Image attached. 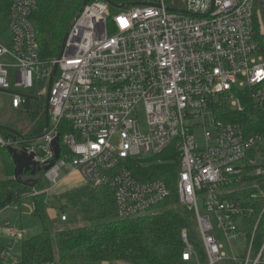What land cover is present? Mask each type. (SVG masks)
<instances>
[{"label":"built area","instance_id":"1","mask_svg":"<svg viewBox=\"0 0 264 264\" xmlns=\"http://www.w3.org/2000/svg\"><path fill=\"white\" fill-rule=\"evenodd\" d=\"M180 1L181 6L157 0L158 6L131 7L114 15L103 0L86 4L60 59L45 62L28 19L37 0H12L10 47L0 43V58L14 62H0V90L11 92L15 109L28 91L49 93V127L37 147L43 156L35 157L40 164L53 163L45 173L48 182L56 183L63 168L93 187L109 185L117 217L133 219L149 213L170 190L160 179L135 177L127 161H145L174 148L180 160L178 202L195 214L206 262L188 242L186 230L181 231L182 259L264 264V240L255 247L264 212L263 207L256 214L264 199L263 139L247 134L243 125L217 119L212 110L218 97L231 110H241L234 88L255 89L253 97L263 105L264 58L255 39L254 15L256 11L260 19L264 0ZM61 120L74 133L59 135L60 155L54 160L50 145ZM200 128L203 147L194 136ZM0 144H5L1 138ZM252 177L258 180H245ZM243 189L256 192L241 202L225 198ZM211 215L230 248L234 241L247 244L243 256L231 252L226 259ZM252 217L257 219L248 232L245 223ZM66 220L62 215L61 222ZM8 232L12 240L21 237L14 229Z\"/></svg>","mask_w":264,"mask_h":264},{"label":"trees","instance_id":"2","mask_svg":"<svg viewBox=\"0 0 264 264\" xmlns=\"http://www.w3.org/2000/svg\"><path fill=\"white\" fill-rule=\"evenodd\" d=\"M12 0H0V43L10 47L9 11ZM96 0H89L91 4ZM110 15L127 11L130 7L120 8L122 4L134 2L156 3L157 0H108ZM172 3L173 0H166ZM84 0H37L36 9L28 19L33 28L35 41L39 48L42 61L48 62L57 58L61 42L69 24L82 7ZM257 12L254 15V34L260 53L264 58V39L260 31ZM112 31L109 26V34ZM255 89L234 88L231 93L239 100L241 110H231L222 98L213 101L212 110L215 117L225 123L243 125L247 134H255L263 139L264 150V102L261 107L253 97ZM28 91L23 94L24 102L17 108H12L13 117L10 122L0 121V124L14 130L13 135L6 128L0 127V138L5 142L0 144V212L7 207L19 208L24 200H29L32 212L41 224L40 233L27 239L21 238V260L15 264H103L124 262L127 264H195L182 259L184 243L181 231L186 230L187 239L203 263L206 262L205 252L197 233L195 214L182 206L177 196V173L180 160L174 148L155 158L145 161L129 160L128 166L138 179H160L170 190V195L157 204L144 216L133 219H119L116 214L113 194L109 185L94 187L91 196L90 224L87 226L54 228L47 215L45 202L48 183L45 180L46 171L43 165L35 175L26 173L24 179H33L37 183L34 188L18 184L14 176V163L7 148L18 150L36 148L40 144V136L45 128V99ZM57 132L63 136L73 134L72 127L64 120L57 126ZM36 155L43 156L41 150ZM3 151V153H1ZM65 150L61 146V155ZM140 175H144L140 177ZM254 182L257 178H246ZM256 182V181H255ZM264 191V186L261 187ZM256 192L255 189L235 191L225 198L241 202ZM36 193V194H35ZM256 214L264 207V199H260ZM256 218L246 221V230L252 231ZM255 247L259 248L264 240V212L257 229ZM7 250L0 248V264H11L6 261Z\"/></svg>","mask_w":264,"mask_h":264},{"label":"rangeland","instance_id":"3","mask_svg":"<svg viewBox=\"0 0 264 264\" xmlns=\"http://www.w3.org/2000/svg\"><path fill=\"white\" fill-rule=\"evenodd\" d=\"M259 21H260L259 23H260V28H261L260 29L261 35H262V38L264 39V12L260 14ZM3 61L8 62V63L14 62V60H12L8 56H3L2 58H0V62H3ZM11 91H15V90H11ZM36 93H38V91H36L35 94ZM45 98H46V95H43L42 99H45ZM12 117H13V110L11 109V92L10 91H7V92L0 91V121L8 123L11 121ZM145 121H146L145 116L142 114L140 110L139 111V122H140V128L142 132L145 131ZM194 136H195V140L198 146L203 147L204 140L202 136V128L195 130ZM1 153H3V151H1ZM66 171L67 170H64L63 168H61L58 173L59 178L65 176L68 172ZM45 180L47 183H49L46 178ZM49 184H52V183H49ZM45 197H46L45 202L48 206L47 215L50 221L52 222V225L54 228L59 229L60 225H62L63 228L64 226L67 228L65 224H62L63 222H61V216L66 215L69 217L70 214L67 209H70L73 207H77L81 211L80 213L81 222L79 224H76L75 227L86 226V225L88 226L90 224V221L86 220L88 218V214L84 210L83 206H79L78 200L80 198H77L78 196L74 194L73 190H70L69 195L64 196L63 198L58 196L61 204L63 205L61 207L56 205V208H54L53 206H51L50 202H47V199H48L47 194ZM21 205H22V208H21L22 212L15 209L14 207H7L3 211L0 212V248L7 250V257H9L8 259L10 260L11 264L18 263L21 260L20 239L22 237L18 238V240L17 239L12 240L11 237L9 236L8 229H14L18 231L19 234L22 233L20 234V236L23 235L24 239L32 237L40 233L42 230V224L40 220L37 217H35L33 213H29V208L32 207L29 200H24ZM52 208L58 209L57 215L54 211H52L54 219L50 218L48 214V209H52ZM85 208L87 211L88 209L91 210L90 204L87 203ZM200 208H201V204H200ZM61 212L63 213L61 214ZM78 214H79V211H78ZM211 221L214 226L213 233L216 235L219 244L223 247L221 251L227 257L226 259L231 257V252H233L236 256H243L246 252L247 244H244L243 242H239V241H234L233 245L230 248L227 245L221 230H219L217 227V221L212 215H211ZM6 225H8V227H6ZM85 264H88V263H85ZM103 264H127V263L116 262V263H103ZM140 264H148V263L141 262ZM221 264H228V263L222 262Z\"/></svg>","mask_w":264,"mask_h":264},{"label":"water","instance_id":"4","mask_svg":"<svg viewBox=\"0 0 264 264\" xmlns=\"http://www.w3.org/2000/svg\"><path fill=\"white\" fill-rule=\"evenodd\" d=\"M88 1L89 0H84L81 9L76 14L74 20L69 24V26L66 30V33L63 37V40L61 42L57 59H60V57L62 55L63 48H64L66 38H67V35H68L70 28L72 27V25L74 24V21L76 20V18L80 14V12L83 10V8L86 6ZM103 1L106 2L108 5H112L111 2H109L108 0H103ZM174 4L178 5V6L182 5L180 0H174ZM139 6L149 7V6H158V5L155 3H147V2H134L131 4H127V5L122 4V5L117 6V7H120V8L130 7L131 8V7H139ZM169 10H175V9L169 8ZM56 70H57V64H55L53 67L52 74H51V77L49 80V88H50V85L52 83L53 77L56 73ZM44 119H45V128H44V131H43V133L39 139L43 138L46 135L48 127H49V93L46 95V98H45ZM0 127L6 128L10 132V134L13 135V140H15L16 137L18 136L17 132H15L14 130H12V129H10V128L2 125V124H0ZM59 137H60L59 134H57V136L52 140L51 145H50L51 149L53 151L54 160H58L59 155H60ZM7 151L12 156V160L14 163V176H13V178L18 184H20L22 186L34 188L36 183H37L36 180L22 178V176L24 174L29 173L30 175L33 176V175H35L36 171L41 170L42 166H40V165H43V170H45V171H48L49 168H51V166L53 165V163H43V164L38 163L35 160L36 153L32 152V151L27 152V150H25V149L18 150L16 148H12V147L7 148Z\"/></svg>","mask_w":264,"mask_h":264},{"label":"crops","instance_id":"5","mask_svg":"<svg viewBox=\"0 0 264 264\" xmlns=\"http://www.w3.org/2000/svg\"><path fill=\"white\" fill-rule=\"evenodd\" d=\"M49 183H48V187L45 190V192H46L47 198H48L47 202H50L51 206H53L54 208H56V205L60 206V207L63 206L59 200V197L63 198L64 196L69 195L70 190H73L74 194H76L78 196L77 198H80L78 200L79 206H83L84 210L88 214V218L86 220H90L91 210L88 209V211H87L85 207H86V204L89 203L90 208H91V196L93 194L94 187L91 186L90 184H88L81 177V175H79L77 173L69 174L67 172V174L61 178H59V176H58L56 183H54V184H49ZM21 208H22V205L17 210L21 211ZM67 210H68L70 215H69V217L67 216V220L65 222H63L62 224H65L67 227L68 226L69 227L70 226L75 227L76 224H79L81 222V219H80L81 211L77 207H73V208H70ZM52 211H54L57 215L58 209H53V208L48 209V214H49L50 218L54 219ZM78 211H79V214H78ZM29 213H33L32 207L29 208ZM62 213L63 212H61V214ZM60 228H63L62 225H60ZM64 228H65V226H64ZM20 234H22V233H20ZM21 237L23 238V235ZM10 250H11V248H10ZM10 250H9V252H10ZM8 258L9 257L6 258V261L8 263H11ZM54 264H57V263H54Z\"/></svg>","mask_w":264,"mask_h":264}]
</instances>
